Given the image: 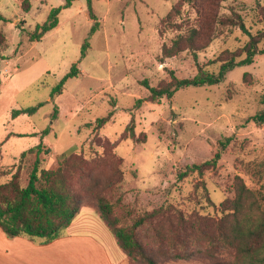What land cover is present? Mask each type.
<instances>
[{"label": "rangeland", "instance_id": "rangeland-1", "mask_svg": "<svg viewBox=\"0 0 264 264\" xmlns=\"http://www.w3.org/2000/svg\"><path fill=\"white\" fill-rule=\"evenodd\" d=\"M179 2L93 0L100 26L92 32L95 19L88 1L75 0L61 10L56 28L31 41L36 25L65 0H29V11L22 0H0V14L6 18L0 20L5 37L0 48V183L18 174L20 185L26 186L36 152L20 157L41 143L40 158L47 169L58 168L62 156L81 153L89 160L85 174L75 173L71 179L81 196L106 195L123 225L162 208L152 223L138 230L146 246L158 252L160 263L210 264L199 254L192 259H167L162 254V245L169 248L174 237L167 217L176 220L181 213L186 220L195 219L196 232L201 225L197 217H218L221 203L235 197L237 176L257 194L264 209V123L253 120L264 110V53L228 71L220 84L185 87L171 98L149 100L150 87L167 85L173 74L191 78L200 65L217 73L220 62L212 61L249 40L239 27L225 28L197 58L188 50L164 57L163 44L170 45L196 24V11L184 4L181 15L172 20L181 29L172 28L167 16ZM263 3L225 0L221 13L235 8L256 34L264 29L258 15ZM85 42L89 47L83 57ZM74 63L80 73L52 97L53 87ZM38 105L32 114H12ZM110 112L111 120L97 129L96 120ZM218 152L216 165L189 170ZM195 238L191 249H197Z\"/></svg>", "mask_w": 264, "mask_h": 264}, {"label": "trees", "instance_id": "trees-1", "mask_svg": "<svg viewBox=\"0 0 264 264\" xmlns=\"http://www.w3.org/2000/svg\"><path fill=\"white\" fill-rule=\"evenodd\" d=\"M75 0H65L63 7L53 8L46 21L37 24L30 34L31 41L41 40L48 32L59 24V14L63 8L72 6ZM90 15L95 19L92 32L99 29V22L93 11V0H87ZM225 0H180L173 6L167 16V21L172 28L181 29L182 25L173 22V16L181 15V7L190 5L197 14L195 26H188L187 31L178 34L171 44H163L162 54L170 58L188 50L197 58L198 51L208 47L225 28L239 27L249 35L246 44L234 51L224 50L212 63L220 62L217 73L198 66V72L191 78L180 79L174 74L172 80L163 87H150L149 100H157L164 96L171 98L174 93L185 87H202L220 84L225 80L228 71L239 65L254 62L255 56L264 53V29L256 34L246 27L243 16L231 8L229 14H222V3ZM29 0H22L21 5L25 11L30 10ZM259 21L264 27V3L258 5ZM0 20L6 18L0 14ZM5 44V37L0 32V48ZM89 47L88 42L83 45L82 56L84 57ZM244 55V57H242ZM80 73L77 64L74 63L71 70L53 87L51 96L55 97L64 90L66 81ZM141 102V100H139ZM37 107L29 109L13 110V116L21 113H34ZM113 115L96 120L97 129L106 125ZM253 120L264 123V110L255 115ZM48 131V130H47ZM46 131V132H47ZM230 138L222 142L225 148ZM44 145L24 152L20 160L29 153L36 152L29 181L26 186H21L18 174L6 183H0V226L9 236H29L50 242L63 234L83 206L95 208L103 221L114 233L121 249L125 252L133 264H161L158 252L154 248H148L138 235V230L145 223H152L162 212L153 210L133 219L132 224L123 225L120 218L115 214L114 204L103 194L92 198L81 196L72 184L75 173L85 174L89 160L81 153H71L70 156H62L56 169H47L42 166L40 151ZM47 153L49 149L46 150ZM221 154L218 152L211 160L199 165L189 166L190 171H203L211 165H216ZM181 177V176H180ZM236 195L233 199H226L219 207V215L216 218L210 216L197 217L201 225L195 232L194 222L186 220L180 213L175 220L172 215L167 217L171 225L173 239L167 245H162V254L167 259H192L197 254L208 257L210 264H264V209L257 194L248 188L243 179L236 177ZM197 233L203 237L200 239ZM192 237H196L197 249H191L189 243ZM166 238H161L164 242ZM203 241V244L201 243ZM194 242V241H192ZM178 244H182L178 248ZM185 247H184V246Z\"/></svg>", "mask_w": 264, "mask_h": 264}, {"label": "crops", "instance_id": "crops-1", "mask_svg": "<svg viewBox=\"0 0 264 264\" xmlns=\"http://www.w3.org/2000/svg\"><path fill=\"white\" fill-rule=\"evenodd\" d=\"M0 264H130L97 210L83 207L58 238L9 236L0 226Z\"/></svg>", "mask_w": 264, "mask_h": 264}]
</instances>
